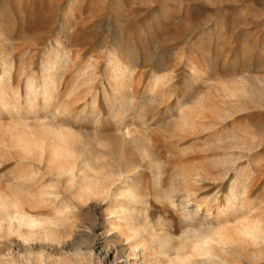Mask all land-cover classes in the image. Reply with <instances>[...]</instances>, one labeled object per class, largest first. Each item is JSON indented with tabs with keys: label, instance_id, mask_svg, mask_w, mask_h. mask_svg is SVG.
<instances>
[{
	"label": "rangeland",
	"instance_id": "1",
	"mask_svg": "<svg viewBox=\"0 0 264 264\" xmlns=\"http://www.w3.org/2000/svg\"><path fill=\"white\" fill-rule=\"evenodd\" d=\"M117 23L123 30L119 56L133 72L135 91L133 110L124 124L135 137L151 139V149L163 165L160 186L171 198L165 203L155 200L154 181L146 170L141 185L152 200L156 235L170 232L177 240L181 225L191 223L183 218L185 206L199 211L196 224L210 208L212 213L225 211L231 180L237 175L235 194H240V201L235 210L227 218L209 221L219 226L264 222V101H258L259 92H264V0H0V53H11L15 60L14 88L19 79L25 83L29 77L41 83L43 62L59 51L57 37H62L69 59L60 84V105L67 103L76 85L77 92L88 95L70 106L66 122L85 140L114 133L112 127H94L89 111L93 96L104 111L111 106L106 101L113 94L108 55ZM10 64L11 60L0 61V72ZM86 70L99 74L83 82L79 77ZM200 98L201 108L190 113L195 121L191 131H174L180 108H191ZM38 104L43 106L42 101ZM2 115L0 127L11 126L13 119ZM95 147L97 168L118 173L117 163ZM5 161L0 165V190L10 195L12 173L19 168L15 159ZM181 188L193 191L197 199L186 204ZM60 192L70 194L64 188ZM56 202L52 198L33 209L38 225L22 229L33 240L1 234L0 264H176L175 256L160 258L150 250L135 249L119 223L108 216V200L74 201L73 208H78L74 219L58 214ZM52 229L66 234L61 241L65 244L45 239V232ZM220 264H264V243L232 245Z\"/></svg>",
	"mask_w": 264,
	"mask_h": 264
},
{
	"label": "bare ground",
	"instance_id": "2",
	"mask_svg": "<svg viewBox=\"0 0 264 264\" xmlns=\"http://www.w3.org/2000/svg\"><path fill=\"white\" fill-rule=\"evenodd\" d=\"M60 30L64 31L62 28ZM122 33L123 30L117 23L108 55L110 73L107 78L113 94L106 97V101L111 102V106L104 111L96 104L97 96H93L95 103L92 111H89L90 119L94 120L91 123L94 127H112L114 133L100 136L97 132L99 135H94L92 138L87 136L86 140L81 138L66 121L70 118V106L84 100L88 95L83 96L84 92L81 90L77 92L76 85L73 90L69 89L70 93L67 92V103L60 105V86L64 82L65 64L69 59L66 46L61 44L62 37H57L59 51L54 53L50 60L43 62L42 81L39 84L35 78L29 77L25 83L19 79L17 88H14L12 73L15 60L11 53H0L1 62L5 64L9 60L13 62V66L5 65L0 72V120L5 118L2 115L4 113L13 119L11 126L6 124L7 127H0V152L3 153L0 157V165H4L7 162L5 160L9 158L15 159L19 168L12 173L11 183L8 186L12 188V193L7 195L0 190V237L6 231L8 236L15 234L26 239V242L32 239V234L25 233L22 229H30L35 224L38 225L32 219L33 209L53 198L58 202L56 204H59L58 214L66 219L71 217L74 219L73 214L77 213L78 208H73L74 201L87 204L92 200H108L111 203L108 216L119 223L121 233L127 236V240L132 241L135 249L140 248L144 252L150 250L154 256L160 258L175 256L176 264H220L224 253L231 249L232 245L245 241L264 243L262 220L240 221L237 225L231 226H219L215 221L211 222L227 218L238 205L240 194L236 195L235 190L239 185V175L231 180L226 198L228 207L225 211L217 209L216 213H212L213 210L210 208L206 211L205 218L196 224L195 218L199 211L189 210L185 206L183 218L185 222L191 223L181 225L183 227L181 236L174 240L175 235L170 232L156 235L151 220L152 200L146 186L141 185L146 170H149L154 181L155 200L170 202L171 198L160 186L163 165L151 149V139L135 137L134 130L131 131L124 124L126 114L133 110L135 91L132 89L131 80L133 72L120 57L122 47L118 38ZM94 71L86 70L79 78H83V82H90L88 77L99 74L98 71ZM58 76L60 79L56 81ZM191 77L194 79L195 74ZM201 99L193 103L191 108H180V119L173 125L174 131L183 132L194 125L195 121L190 113L198 105L201 108ZM39 101L43 102V106H38ZM258 101H264V92H259ZM42 108L45 112L41 115L39 111ZM104 112L108 113L107 116ZM31 119L33 122H30ZM105 119L108 120L107 123L101 124ZM114 121L116 123L113 126L108 125ZM95 145L101 147L99 151L103 155L110 156L117 163L118 173L97 168L98 158L94 154L98 150ZM133 150L134 154H132ZM61 188L70 194L63 195L60 192ZM182 191V198L186 204L197 199L193 198L194 192L188 188H183ZM196 206L199 209L201 207L199 203ZM53 222L57 223V221ZM4 223L7 224V228ZM173 232L175 233L174 229ZM45 233L46 240L56 243H63L61 241L66 237V234L54 229ZM89 235H95L93 229ZM116 261L114 258L113 262Z\"/></svg>",
	"mask_w": 264,
	"mask_h": 264
}]
</instances>
